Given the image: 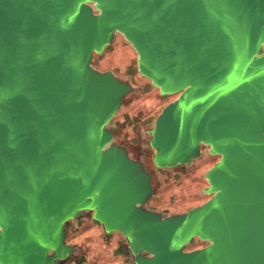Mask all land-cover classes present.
<instances>
[{
	"label": "water",
	"instance_id": "obj_1",
	"mask_svg": "<svg viewBox=\"0 0 264 264\" xmlns=\"http://www.w3.org/2000/svg\"><path fill=\"white\" fill-rule=\"evenodd\" d=\"M117 33L178 94L139 131L151 167L108 125L141 87L92 67ZM203 147L211 197L147 208ZM87 213L131 264H264V0H0V264H67Z\"/></svg>",
	"mask_w": 264,
	"mask_h": 264
},
{
	"label": "rangeland",
	"instance_id": "obj_2",
	"mask_svg": "<svg viewBox=\"0 0 264 264\" xmlns=\"http://www.w3.org/2000/svg\"><path fill=\"white\" fill-rule=\"evenodd\" d=\"M136 58L135 51L130 44L117 33L104 52L94 57L92 67L101 72L111 70L121 77L129 76L133 82L142 86L138 93L127 97L125 104L108 125L116 126L114 129L117 130L119 141L127 143L134 139L133 148L138 147L137 150L143 152L146 165L151 167L149 161L152 151L146 147V144L144 145V142L137 139V133L139 134L141 128L151 126L161 110L175 100L178 94L160 95L149 80L137 73ZM219 158L218 155H210L207 147H203L201 157L192 165L175 169L174 172L165 171L155 176V194L146 207L166 215L173 212H184L204 203L211 197V194L204 192L208 187L204 174ZM99 228V225L91 220L90 213H87L77 223L76 221L71 222L67 242H77L82 249L89 250L90 256H88L87 264H95L96 260L99 262L105 260L104 256L99 257L100 251L111 247L117 248L123 242L120 235H113L111 238H113L114 245H103L104 241L100 240ZM90 237L94 239L91 243L86 240ZM207 244L208 242L195 238L185 247V251L201 249Z\"/></svg>",
	"mask_w": 264,
	"mask_h": 264
},
{
	"label": "crops",
	"instance_id": "obj_3",
	"mask_svg": "<svg viewBox=\"0 0 264 264\" xmlns=\"http://www.w3.org/2000/svg\"><path fill=\"white\" fill-rule=\"evenodd\" d=\"M137 85L139 87H141V89H142V86H140V84H137ZM114 127H116V126H114ZM119 130L120 129L118 128V131ZM137 136H138L137 139L139 141H141V139H139L140 136H139L138 133H137ZM117 139H118V137H117ZM127 143L130 144V145H133L134 139L131 142L127 141ZM137 143H139V142H137ZM172 171L174 172L175 170H172ZM173 213H180V212H173ZM173 213H170V214H173ZM170 214H166V215H170ZM80 220L81 219L77 220L76 223L79 222ZM99 229L101 231V233H100V240L101 241H104L103 242V245L104 244H106V245H110L111 244L112 245L113 244V238H111V237H113V235H120L122 237V239H123V242L117 248L111 247V248H106L104 250H101L100 253H99V257H103L104 256L106 259L105 260H101L100 262L98 260H96L95 261V264H131L129 257L126 254V252L124 251V248H123V245H124V238H123V236L121 234H119V233L105 234L102 231L101 227ZM86 240L89 243H91V242L94 241V239L92 237L86 238ZM67 243L73 244V245H77L78 248H79V252L76 255V257L73 260L69 261L67 264H87L88 263V259H89L88 256H90L89 255V250L82 249L80 247V244H78L77 242H67Z\"/></svg>",
	"mask_w": 264,
	"mask_h": 264
}]
</instances>
